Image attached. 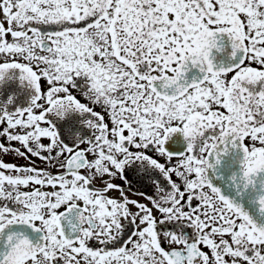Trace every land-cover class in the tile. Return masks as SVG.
Listing matches in <instances>:
<instances>
[{"label":"snow or ice","instance_id":"obj_1","mask_svg":"<svg viewBox=\"0 0 264 264\" xmlns=\"http://www.w3.org/2000/svg\"><path fill=\"white\" fill-rule=\"evenodd\" d=\"M0 154V264H264V0H0Z\"/></svg>","mask_w":264,"mask_h":264},{"label":"flooded vegetation","instance_id":"obj_2","mask_svg":"<svg viewBox=\"0 0 264 264\" xmlns=\"http://www.w3.org/2000/svg\"><path fill=\"white\" fill-rule=\"evenodd\" d=\"M17 146H19V145H17ZM0 159H4L7 162L17 163V164H21V165L27 164V161H25L22 158L15 157L14 155L0 154ZM36 164L39 167H45V165L42 162H40L39 160L36 161Z\"/></svg>","mask_w":264,"mask_h":264}]
</instances>
